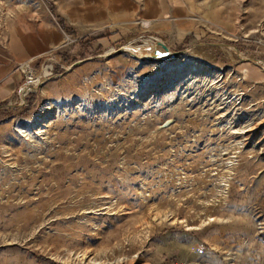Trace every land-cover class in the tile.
I'll return each instance as SVG.
<instances>
[{"label":"rangeland","instance_id":"obj_1","mask_svg":"<svg viewBox=\"0 0 264 264\" xmlns=\"http://www.w3.org/2000/svg\"><path fill=\"white\" fill-rule=\"evenodd\" d=\"M80 1L0 0V264H264V0H86L97 26L4 58Z\"/></svg>","mask_w":264,"mask_h":264},{"label":"crops","instance_id":"obj_2","mask_svg":"<svg viewBox=\"0 0 264 264\" xmlns=\"http://www.w3.org/2000/svg\"><path fill=\"white\" fill-rule=\"evenodd\" d=\"M99 1L103 2L102 0ZM101 2L95 4L102 6L103 3ZM127 2L130 7H136L133 0H125V3ZM137 7H140L141 9L136 11L137 8H132L133 12L143 14L144 16L147 15L151 17V19H155L156 15L160 12L159 7L155 9L152 6H146L145 8V3L143 1L139 3ZM92 8L94 9L89 1L82 0L74 5L71 10L69 8L63 13L61 12V16L69 24L76 27L93 28L97 26L98 18L89 16V11L92 10ZM104 8L103 4L101 9H97V12H95L99 13L101 10L104 11ZM149 8H152L151 12H149ZM120 10V12L124 13L126 11L124 8H120ZM63 42L64 33L60 30V28H58V25L53 22L51 23L45 20H39L35 25H19V28L16 26L12 30L6 32L5 42L2 45L4 48L2 55L8 62L11 63L17 64L19 62H25L29 59H31L32 63H34L40 60L50 50L63 46Z\"/></svg>","mask_w":264,"mask_h":264},{"label":"water","instance_id":"obj_3","mask_svg":"<svg viewBox=\"0 0 264 264\" xmlns=\"http://www.w3.org/2000/svg\"><path fill=\"white\" fill-rule=\"evenodd\" d=\"M157 45L159 48L154 49V51H152L153 56L156 57H162V56H168L169 54L171 55V53L164 47V45L162 43L157 42ZM131 47V49L134 48V46L129 45ZM127 48V47H126ZM120 50V49H117ZM238 53V52H237ZM238 57V56H237ZM239 58V57H238ZM241 59V58H240ZM251 61L257 62L259 61V59H254V58H250ZM81 60H77L75 61L73 64H77L79 63ZM71 64V65H73ZM70 65V66H71ZM70 66H68L67 68H65L64 70H67ZM49 78V76L44 77L43 79ZM37 81L35 82V84L33 86H31L32 89H36V86L40 84V82L42 81V79H36ZM20 93V92H19ZM21 97H23V95H21V93L19 94ZM8 105V104H7Z\"/></svg>","mask_w":264,"mask_h":264},{"label":"trees","instance_id":"obj_4","mask_svg":"<svg viewBox=\"0 0 264 264\" xmlns=\"http://www.w3.org/2000/svg\"><path fill=\"white\" fill-rule=\"evenodd\" d=\"M54 18L56 19V23L58 25V27L66 32V33H69L70 35H73L74 34V29L64 20V18L58 14H54L53 15ZM25 110H27V107L25 108Z\"/></svg>","mask_w":264,"mask_h":264},{"label":"bare ground","instance_id":"obj_5","mask_svg":"<svg viewBox=\"0 0 264 264\" xmlns=\"http://www.w3.org/2000/svg\"><path fill=\"white\" fill-rule=\"evenodd\" d=\"M132 53H136L134 50H130ZM137 54V53H136ZM170 55V54H169ZM257 63H259L260 65H263L264 66V60H260L259 59V61H257ZM24 73H25V75H26V77L27 78H29V76L31 75V71H29L28 69H26L25 67H24ZM28 73H29V75H28ZM44 74H47V73H44ZM32 76V75H31ZM34 79V78H33ZM32 80H30V82H31ZM37 80H35V81H33V84L32 85H30V86H28V85H23V87H28L29 88V90H30V88H31V86H33L34 84H35V82H36ZM22 87V86H21ZM21 87H20V90H21ZM26 94V93H25ZM20 100H22L21 98H20Z\"/></svg>","mask_w":264,"mask_h":264},{"label":"built area","instance_id":"obj_6","mask_svg":"<svg viewBox=\"0 0 264 264\" xmlns=\"http://www.w3.org/2000/svg\"><path fill=\"white\" fill-rule=\"evenodd\" d=\"M259 44H261L264 47V40L263 41H260ZM48 63L51 64V61H49ZM50 64H45L44 68L42 69L41 77H39V75H38L36 77L37 79H43L44 77L48 76L49 72L47 70H50V68H51V65ZM23 65H26L27 66V62L26 63H23ZM44 73H47V74H44Z\"/></svg>","mask_w":264,"mask_h":264}]
</instances>
